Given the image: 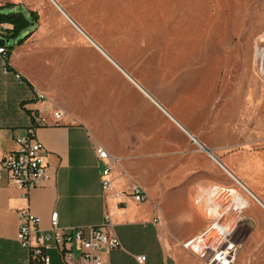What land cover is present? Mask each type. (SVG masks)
Wrapping results in <instances>:
<instances>
[{
    "label": "crops",
    "instance_id": "1",
    "mask_svg": "<svg viewBox=\"0 0 264 264\" xmlns=\"http://www.w3.org/2000/svg\"><path fill=\"white\" fill-rule=\"evenodd\" d=\"M42 2L39 11L30 9L29 0H0V8L22 12L29 21L2 38L0 161L39 115L44 121L35 134L48 173L26 196L0 173V264H36L16 239L22 208L40 217L42 229L56 211L59 226L81 227L84 235L108 213L107 231L121 245L103 253L106 264H140L136 255H145L142 264H205L203 247L192 251L182 244L212 220L220 201L216 186L236 187L247 200L233 229L241 244L233 264H264L261 103L229 120L224 93L211 91L213 61L180 58L171 44L137 42L131 30L105 21L115 13L92 14L89 22ZM37 92L46 99L38 101ZM96 146L116 159L113 189L128 193L137 182L145 200L103 192ZM49 255L50 264H65L56 250Z\"/></svg>",
    "mask_w": 264,
    "mask_h": 264
},
{
    "label": "rangeland",
    "instance_id": "2",
    "mask_svg": "<svg viewBox=\"0 0 264 264\" xmlns=\"http://www.w3.org/2000/svg\"><path fill=\"white\" fill-rule=\"evenodd\" d=\"M55 2L62 9L70 10L72 14L89 22L93 21L92 14L115 13L114 17H108L105 21L118 29L131 30L132 38L137 42L143 43L147 40L150 43L171 44L180 58L189 56L187 59H193L194 56H199L198 60L213 61L211 91L216 94L224 93L229 120L236 119L241 110L250 113L253 103H261L260 108H264V74L260 70L259 59L255 57L256 47L264 45V0ZM90 2L92 4H89ZM181 2L186 9L180 8ZM46 3L57 11L51 0H46ZM21 4L26 6L24 2ZM27 4L30 9L43 11L42 0H29ZM88 4L92 5L90 9L86 8ZM8 10L6 7L0 8V13L10 12ZM179 12H183L184 19L178 22L176 16ZM0 38H3V33H0ZM4 43L12 44L8 39H4ZM204 43L209 45L207 50ZM167 50L165 47L164 54L168 53ZM217 73L227 82L218 81ZM255 94L261 99L253 100Z\"/></svg>",
    "mask_w": 264,
    "mask_h": 264
},
{
    "label": "built area",
    "instance_id": "3",
    "mask_svg": "<svg viewBox=\"0 0 264 264\" xmlns=\"http://www.w3.org/2000/svg\"><path fill=\"white\" fill-rule=\"evenodd\" d=\"M12 27L9 22L0 20V33H7L12 30ZM6 54L7 48L2 44L0 56L4 58ZM255 57L259 59L262 67L264 45L256 47ZM261 67L260 70L264 74ZM2 69L4 73L8 72L6 66ZM15 77L20 79L19 74H15ZM36 98L38 101H43L46 96L42 92H37ZM61 115V111L54 112L56 119ZM43 121V117L35 115L25 135L16 138L17 148L6 153L0 161V173H6L10 181L23 190L25 196L41 180L48 178L44 157L45 149L35 134L36 127ZM95 153L104 164L100 179L104 193L111 192L115 197L129 194L135 201L146 199L143 186L137 182L130 185L128 193L114 190L110 174L116 161L115 157L101 146L95 147ZM239 186L245 189L242 185ZM213 193L216 198L220 197V201L214 208L212 220L199 235L186 240L182 245L192 251L203 247L205 264H233L241 246L240 242L232 237L233 229L243 219L242 212L247 206V200L236 187L216 186ZM228 213L233 214L232 221L228 218ZM18 214L17 242L21 248L25 249L29 260L36 264H50V250H56L65 264H106L102 257L103 253L121 245L120 241L107 231L110 225L108 213L104 214L103 221L99 225L88 227V235H84L81 227L59 226L56 211L50 214V225L47 229H42L40 217L28 208L20 209ZM135 259L142 264L145 262V255H136Z\"/></svg>",
    "mask_w": 264,
    "mask_h": 264
},
{
    "label": "trees",
    "instance_id": "4",
    "mask_svg": "<svg viewBox=\"0 0 264 264\" xmlns=\"http://www.w3.org/2000/svg\"><path fill=\"white\" fill-rule=\"evenodd\" d=\"M30 12L31 14L33 13V11H30ZM0 20L12 23L13 31H18L23 28H26L29 23V21L25 18L22 12L0 13ZM2 44H3V40L0 39V46Z\"/></svg>",
    "mask_w": 264,
    "mask_h": 264
},
{
    "label": "bare ground",
    "instance_id": "5",
    "mask_svg": "<svg viewBox=\"0 0 264 264\" xmlns=\"http://www.w3.org/2000/svg\"><path fill=\"white\" fill-rule=\"evenodd\" d=\"M52 2V1H51ZM53 3V2H52ZM54 4V3H53ZM55 5V4H54ZM56 6V5H55ZM57 7V6H56ZM58 8V7H57ZM180 8L181 9H186V6H183V3L181 2L180 4ZM59 9V8H58ZM60 10V9H59ZM182 19H184V14L183 12H179L178 15L176 16V21H182ZM206 44L204 43V48H206ZM263 70H264V61H263V64H262V67H261Z\"/></svg>",
    "mask_w": 264,
    "mask_h": 264
},
{
    "label": "water",
    "instance_id": "6",
    "mask_svg": "<svg viewBox=\"0 0 264 264\" xmlns=\"http://www.w3.org/2000/svg\"><path fill=\"white\" fill-rule=\"evenodd\" d=\"M53 1V3L57 6V7H59V9H61V11H63V9L59 6V4H57L56 2H55V0H52Z\"/></svg>",
    "mask_w": 264,
    "mask_h": 264
}]
</instances>
